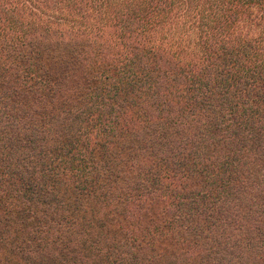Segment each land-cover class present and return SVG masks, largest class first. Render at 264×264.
I'll return each instance as SVG.
<instances>
[{
  "label": "trees",
  "instance_id": "trees-1",
  "mask_svg": "<svg viewBox=\"0 0 264 264\" xmlns=\"http://www.w3.org/2000/svg\"><path fill=\"white\" fill-rule=\"evenodd\" d=\"M264 264V0H0V264Z\"/></svg>",
  "mask_w": 264,
  "mask_h": 264
},
{
  "label": "rangeland",
  "instance_id": "rangeland-1",
  "mask_svg": "<svg viewBox=\"0 0 264 264\" xmlns=\"http://www.w3.org/2000/svg\"><path fill=\"white\" fill-rule=\"evenodd\" d=\"M253 264H255V263H253ZM257 264H259V263H257Z\"/></svg>",
  "mask_w": 264,
  "mask_h": 264
}]
</instances>
